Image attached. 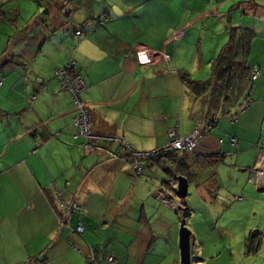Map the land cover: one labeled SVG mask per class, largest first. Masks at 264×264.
I'll return each instance as SVG.
<instances>
[{"label":"crops","instance_id":"1","mask_svg":"<svg viewBox=\"0 0 264 264\" xmlns=\"http://www.w3.org/2000/svg\"><path fill=\"white\" fill-rule=\"evenodd\" d=\"M43 5L40 19L14 21L9 58L0 62V264H181L180 230L175 238L170 231L173 212L191 217L205 210L209 232L215 222L219 234L233 233L229 239L240 244L251 231L262 234L264 192L251 170L264 149V0H45ZM205 19L208 34L221 41L211 51L192 45L203 35L198 24ZM231 39L235 60L260 74L212 130V94L191 90L182 73L196 82L211 80L214 61ZM143 49L154 54L149 65L136 59ZM71 62L86 83L81 98L93 131L104 138L148 153L164 146L170 131L187 138L202 125L204 138L199 152L186 156L185 174L177 172L176 161L148 160L142 180L130 157L106 139L96 153H88L86 140L75 139L73 98L55 77ZM232 137L238 146L230 144ZM219 156L223 161L213 169L207 158ZM159 166H165L163 184L173 194L179 176L195 183L193 202L174 200L162 188L151 191L149 175H157ZM61 200L77 201L78 210L66 217ZM225 218L233 222V232ZM79 225L82 234L76 232ZM190 231L195 249L203 243L195 262L219 264L220 255L213 256L194 226ZM228 248L225 239L222 253Z\"/></svg>","mask_w":264,"mask_h":264},{"label":"rangeland","instance_id":"2","mask_svg":"<svg viewBox=\"0 0 264 264\" xmlns=\"http://www.w3.org/2000/svg\"><path fill=\"white\" fill-rule=\"evenodd\" d=\"M43 1L45 0H0V62L4 61V59L6 60L7 58H9L7 56L10 53V41H11L10 34H11V29H12L11 26L15 25L14 21L25 22L28 19L30 21L34 19H40L42 15H44V11H45ZM211 20H216V19L212 18ZM198 25H200L201 28L203 29L202 31L199 28L200 33L203 35L199 36V40L197 41V43L193 41L192 45H196L200 49L204 47L206 51L207 50L211 51L215 47H217L219 43L221 44L219 36L215 37L213 35L208 34V32H211L207 29L210 25V21H207V19H205L204 21H201ZM14 28L16 30V27ZM176 30L178 31V29ZM177 31H174V32L177 33ZM12 32L14 34L15 31L13 30ZM218 32L219 31H217V34ZM72 33L74 34L75 31L72 30ZM179 39H182V38L178 37V39L176 40H179ZM220 46L221 47H219L220 48L219 51L222 49L223 45H220ZM211 54H213V52ZM218 116H219V119L217 120L220 121L221 116L220 115ZM86 149L88 150V153L92 154L89 148H86ZM197 152H199V150H196V153ZM259 152H258V157L256 158L257 162H259ZM152 165L154 166V164ZM257 166L262 167V164L257 163ZM144 176H142L141 179L144 178ZM149 177H150L149 181L151 184V191L153 193H160L159 189L162 188L166 194H170L174 200L179 201V199L175 196V194L172 193L173 191L168 189V187L163 184V181L168 182V176L161 166L158 167L157 175H154V176L149 175ZM152 180H154V182ZM194 186H196L195 183H190L189 185L190 193H188L189 195L186 199L187 203H189L190 201L193 202V192H195ZM177 187L178 185H176L175 190L177 189ZM135 191L137 190L135 189ZM98 203L100 205L99 206L100 209H103L105 207V205L103 204L101 200H98ZM173 213H174L175 219L174 221H172V226L170 228V231L172 232L174 238L176 237L177 234H179L182 221L183 223L186 224L185 227L189 230L192 228V226H194L198 232V236H200V238L204 242H208V244L212 246L213 256L215 255L217 256V254L220 255L218 257L220 258L219 264H221V261H223L225 258L226 260L222 264H264V231L261 230L263 235L261 236L262 244L260 246L261 247L260 251L257 254L255 252L247 253V250H246L247 239L252 234L251 233L252 231L248 233L246 237L247 239L246 238H245L246 240L244 239L243 244L242 243L240 244L239 242L232 241L229 239L232 237L233 233L230 235L226 233L225 231L224 233L221 232L222 234H219L220 228H217V223L215 222H213L209 226L210 231H211L209 232L203 225V218L206 217V214L208 215V212H205V210L204 212L200 211L198 215H192L193 213H190L191 217L190 216L186 217L183 212H179V214L177 212H173ZM228 219L229 218H225V220L227 221L224 220L227 223L226 227H228L229 230L233 232V222L231 221V219L230 220ZM256 231H260V230H256ZM262 238H263V241H262ZM225 239L227 242H229V248L227 249L226 252L222 253V250H224ZM200 244H203V243L200 242ZM200 244L199 243L196 244V249L198 247L197 250L201 252L202 246ZM217 247L219 248V250H216ZM196 249L194 247L192 249L193 259L198 260L200 259V253H197ZM195 264H197V262H195ZM211 264H215V263H211Z\"/></svg>","mask_w":264,"mask_h":264},{"label":"built area","instance_id":"3","mask_svg":"<svg viewBox=\"0 0 264 264\" xmlns=\"http://www.w3.org/2000/svg\"><path fill=\"white\" fill-rule=\"evenodd\" d=\"M81 33V31H77L76 35H81ZM153 57L154 54L147 49L140 50L136 54V59L141 65L151 64ZM164 59L166 61H170L171 58L169 55H164ZM259 74L260 73L258 70L253 71L252 78L254 81L257 79ZM55 77L60 81L66 91L73 98L76 110L78 112L73 121V125L78 130L75 139L84 138L86 140L84 146L86 148H89L92 153H96L99 150V146L102 140L106 139L116 143L118 145V152L120 154H129L132 157L133 171L138 176H142L144 173V161L151 160L152 158H161L175 153H195L198 145L204 138L205 131H203L202 125L197 126L193 133L187 138L182 137L180 135V132L176 129L169 133L168 141L164 146L150 153H137L131 146L125 145L118 138H104L94 133L88 105L81 98V93L86 89V83L81 73L76 70V65L74 62H71L65 68L56 70ZM37 81L40 85H43L42 79H37ZM1 85L2 80L0 79V86ZM230 143L232 146H238V141L235 138H232ZM257 163H261L262 165L264 164L263 149H261L259 152V162ZM251 177L258 190L263 191L264 168L256 166L251 171ZM164 203L171 207H176L172 202L170 203L168 201H164ZM78 205L79 203L77 201H73L70 204L66 203L63 200H61L60 202V208L66 217H68L73 211H77ZM180 207L182 209L185 208L183 204H181ZM76 232L82 234L84 232V227L82 225H79V227L76 229ZM106 260L108 262H113L112 257H107Z\"/></svg>","mask_w":264,"mask_h":264},{"label":"trees","instance_id":"4","mask_svg":"<svg viewBox=\"0 0 264 264\" xmlns=\"http://www.w3.org/2000/svg\"><path fill=\"white\" fill-rule=\"evenodd\" d=\"M242 44H244V42ZM235 46L236 45L231 39V42L226 46L223 52L214 61L213 78H211V80L207 82H196L193 79H191L188 74L182 73V79L191 90L197 92L199 91L203 94L206 92H210L212 94L213 97L211 102V112H213V114L212 117L209 119V123H208V128H211L212 130L218 128L219 126V121L217 120V116L218 115H222L224 117L230 116L233 107L239 103V96L242 95L243 90L251 87L254 82L252 78V73L254 69L251 70L250 68L245 66L244 62L240 61L241 63L240 64L235 60V58L237 57V48H235ZM0 79H2L1 76ZM238 82L239 85L236 86V83ZM192 154L194 153H187V152L175 153L161 158H152L149 161L165 162L166 159H169L172 162L176 161L178 165H176L175 169L179 174L183 175L185 174L184 171L181 170L183 168V163L186 160V156ZM126 155H128V157H130L131 159V164H132L131 169L133 171V159L129 154ZM207 161L210 167L212 166L213 169H216L217 165H219V163H221L223 159L219 156V157L207 158ZM163 168H165V166ZM133 173L135 174L134 171ZM261 236L262 234L259 232L255 234H251L249 236L246 245L247 253H252L256 251L257 249L256 247L259 246L261 243ZM107 257L109 256H105V260ZM92 260L93 262H96L95 257H92ZM88 261L91 262L90 259H88ZM90 264H92V262Z\"/></svg>","mask_w":264,"mask_h":264},{"label":"water","instance_id":"5","mask_svg":"<svg viewBox=\"0 0 264 264\" xmlns=\"http://www.w3.org/2000/svg\"><path fill=\"white\" fill-rule=\"evenodd\" d=\"M176 196L178 199L186 203L189 193V181L184 176L177 178ZM260 192H264L259 190ZM180 249H181V264H193L196 259H193V245H192V232L181 224L180 228ZM194 260V261H193Z\"/></svg>","mask_w":264,"mask_h":264}]
</instances>
